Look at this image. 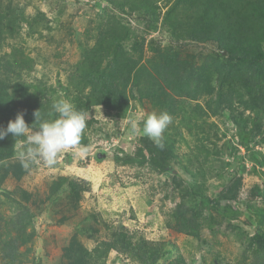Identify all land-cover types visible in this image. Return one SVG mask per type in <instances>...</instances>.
Listing matches in <instances>:
<instances>
[{
	"label": "rangeland",
	"instance_id": "obj_1",
	"mask_svg": "<svg viewBox=\"0 0 264 264\" xmlns=\"http://www.w3.org/2000/svg\"><path fill=\"white\" fill-rule=\"evenodd\" d=\"M0 4L5 13L22 12L25 17L18 22L17 34L3 42L1 76L9 77V84L17 80L33 85V92L44 94L39 96L44 104L61 97L73 103L76 93L64 87L83 61V51L94 46L112 16L145 38L139 80L152 72L154 62L163 63L169 51L178 52L194 69L213 63L217 52L205 43L181 42L184 46L179 47L161 23L169 0H158L160 20L151 32L144 21L120 14L103 0L97 5L95 0ZM232 69L245 76L239 64ZM217 79L215 74L212 86ZM162 86L176 97L171 87L164 82ZM241 99L250 101L249 95ZM240 101L216 109V95L203 93L197 99L179 98L171 113L165 97L131 99L125 117L95 106L87 114L94 120L86 130L88 145L63 150L52 166L40 161L25 170L15 155L0 163V264H64L73 241L93 250L111 241L120 226L166 249L176 246L189 264H264L252 241L256 231L264 229L258 223L261 218L257 225L254 221V215L264 211V106ZM18 103L25 112L28 103L21 97ZM160 111L172 116L163 133V141L175 142L171 175L149 164L121 160L143 147L141 114ZM131 121L137 122L136 131ZM61 177L77 180L88 190L56 195L52 184ZM192 189L204 194L208 209L195 204L198 200L189 196ZM106 264L140 263L111 250Z\"/></svg>",
	"mask_w": 264,
	"mask_h": 264
},
{
	"label": "trees",
	"instance_id": "obj_2",
	"mask_svg": "<svg viewBox=\"0 0 264 264\" xmlns=\"http://www.w3.org/2000/svg\"><path fill=\"white\" fill-rule=\"evenodd\" d=\"M95 1L97 5L101 0ZM103 1L120 14L132 16L140 24L144 21L147 32L157 30L161 15L158 0ZM169 3L170 7L161 17L167 33L179 41V47L188 41L215 46L217 52L213 53V63L194 69L187 61L180 59L178 52L172 50L166 54L163 63L154 62L152 72L139 80L138 70L144 59L142 49L145 38L140 37L138 32L133 33L118 19L110 17L111 22L100 33L94 46L83 51V61L70 77V84L64 87L66 92L73 90L76 93L73 104L85 114L86 128L79 145L89 143L86 130L94 120L88 119L87 114L95 106H103L116 112L119 117H125L131 99L165 97L173 113L179 98L197 99L203 93L216 95V109L233 106L236 98L246 105L254 102L264 106V86L261 84L264 80V0H169ZM181 15L184 20L180 19ZM20 19H25L22 12L7 14L0 4V51L5 38L17 34ZM237 64L245 74L242 78L232 69ZM2 69L0 60V128H6L8 121L14 120L18 113H24L26 123L31 126L35 121L34 111L41 109L45 116L51 111L52 104H44L39 97L42 93L33 92V85L17 80L9 84L10 78L1 76ZM185 74L188 82L184 79ZM215 74L217 84L212 86L211 80ZM162 82L173 89L176 97L168 95ZM247 95L251 102L241 99ZM19 97L28 103L25 104V112L20 109ZM171 140L163 141L164 147L161 149L145 136L143 147L135 155L121 160L125 164H149L156 171L171 175L175 157L172 148L175 142ZM14 143L11 134L0 140V163L14 155ZM236 156L242 158L240 153ZM86 190L85 185L68 177H61L52 184V193L56 195L64 192L80 195ZM192 193L194 189L189 196L198 200L195 204L209 208L204 194ZM257 214L260 216L255 214L254 221L257 225L258 218H261L258 223L262 227L264 211L259 210ZM252 241L258 244V252L264 255V229L256 231ZM164 245L149 242L143 236L137 237L126 227L120 226L114 231L111 241L93 250L73 241L65 250L67 261L64 264H106L111 250L125 254L140 264H189L176 246L168 245L166 249ZM173 253L176 256L172 261L163 262Z\"/></svg>",
	"mask_w": 264,
	"mask_h": 264
},
{
	"label": "clouds",
	"instance_id": "obj_3",
	"mask_svg": "<svg viewBox=\"0 0 264 264\" xmlns=\"http://www.w3.org/2000/svg\"><path fill=\"white\" fill-rule=\"evenodd\" d=\"M33 115L35 121L31 126L26 123L24 113L21 112L14 120L8 121L6 128H0V140L8 134L14 138L15 159L25 170L40 161L48 166L54 165L60 152L79 145L86 128L85 114L63 97L53 98L47 118L41 109L34 111ZM139 120L142 134L156 147L163 149V133L172 123V116L167 111L142 113ZM130 123L132 130L136 131L137 122ZM22 137L25 139L20 140Z\"/></svg>",
	"mask_w": 264,
	"mask_h": 264
},
{
	"label": "water",
	"instance_id": "obj_4",
	"mask_svg": "<svg viewBox=\"0 0 264 264\" xmlns=\"http://www.w3.org/2000/svg\"><path fill=\"white\" fill-rule=\"evenodd\" d=\"M224 54H225V52H224Z\"/></svg>",
	"mask_w": 264,
	"mask_h": 264
}]
</instances>
